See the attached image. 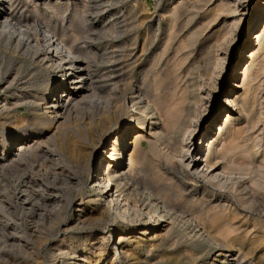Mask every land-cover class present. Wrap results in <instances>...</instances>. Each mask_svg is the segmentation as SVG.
<instances>
[{
  "label": "bare ground",
  "instance_id": "obj_1",
  "mask_svg": "<svg viewBox=\"0 0 264 264\" xmlns=\"http://www.w3.org/2000/svg\"><path fill=\"white\" fill-rule=\"evenodd\" d=\"M19 1L0 0V57L8 55L9 64L17 59L13 74L8 73L0 82V173L44 157L51 159L47 162L52 173L47 177L42 172L24 182L26 187L14 205L27 213L25 217L32 224L22 221L11 229L12 233L0 235V264H41L44 257L49 258L50 264H170L161 257L156 263V259L152 261L149 246L167 245L178 219L213 247L209 248L211 256L207 262L204 260L205 264H242L241 260L251 256V240L242 235L246 230H239L246 229L251 220L231 204L214 207L195 200L196 193L188 187L194 177L233 191L237 185L247 183L251 186L248 190L237 188L238 200L242 202L248 195L256 194L253 186L264 189V164L253 161L257 144L250 139V132L258 125L254 120V90L263 74L264 28L261 33H254L252 41L250 32L258 27L242 29L250 19L247 27L255 19L264 23V0L216 4L208 12L205 25L176 46H172L176 41L174 33L167 32L165 39L170 46L165 43L162 48L174 49L176 61L171 64V59H164L170 67L166 72L162 69L164 74L160 71L151 76L157 70L151 66L136 82L131 70L118 77L106 73L97 80L93 76L92 56L76 44L80 31L76 23L86 22L77 12L72 15L77 19L71 25L73 31L66 33L58 30L60 26L51 17L61 11L59 5L33 2L31 16L27 17L22 16L25 6L19 9ZM207 1L196 0L189 6L196 8ZM181 17L182 13L178 18ZM216 24L221 27L212 36L198 39L200 30ZM242 34L247 39L242 50L254 42L257 50L247 56L250 63L238 87L242 95H233L232 100L229 95L223 107L227 114L236 112L248 130L234 129L235 118L229 117L220 124L216 117L200 131L211 90L223 73L236 37ZM136 43L130 56L141 61L147 50L142 47L136 57ZM243 51L237 54L239 60L244 58ZM193 53L197 56L195 62L185 68L188 55ZM100 59L102 68H106L112 56L107 53ZM20 75H24L23 82ZM231 76L227 82L234 80ZM235 88L225 83L219 89L233 93ZM22 104L29 107L26 118L16 113ZM128 112L131 115L126 117ZM143 139L148 144L146 151L139 146ZM33 184L34 200L26 195V189ZM137 191L144 197L140 202L135 197ZM84 192L93 195L83 198ZM9 194L4 192L2 204L10 208ZM56 204L60 205L57 210L42 213L48 205ZM64 213L71 214L65 217ZM251 223L255 228V222ZM15 224L3 221L0 230L7 232V227ZM132 227L140 228L139 232ZM107 229L106 238L103 234ZM135 233L142 238H136ZM176 240L168 247L178 246L180 242ZM51 241L53 245L47 248ZM214 247H219V251H214ZM182 248L175 251V264L199 263L197 253L201 250L197 244ZM43 252L47 255L42 256Z\"/></svg>",
  "mask_w": 264,
  "mask_h": 264
},
{
  "label": "rangeland",
  "instance_id": "obj_2",
  "mask_svg": "<svg viewBox=\"0 0 264 264\" xmlns=\"http://www.w3.org/2000/svg\"><path fill=\"white\" fill-rule=\"evenodd\" d=\"M226 1L227 0H223V1L222 0H211V2H210L208 0L206 3H202V4H200V6L196 7L197 8L196 9V8H192L191 6H189L193 2L196 3V0H32V1L31 0H20L19 1L20 4H19L18 8L20 9V7L25 6V9L21 10V11H23L22 16H26V14H27V17H28V16H31V9H32L31 5L33 4V2H35V4H37V5L46 4V5H49L50 7L59 5L61 11L58 12V14L54 13L55 15L54 14L51 15V17H53V19H55V24L57 25V27L60 26V27H58V30H65L66 33H68L69 30L71 31L73 29V27L71 26L73 23V20H74L72 15L75 12H77L76 14H78L81 18L85 19L86 22L85 23H80V22L76 23V25L78 24V30H80V31L77 30L79 33L78 34L79 39L77 40L78 43H76V44H78L79 47L83 48L84 51L88 52L90 54V56H92V58L90 60V62H91L90 65H91V70H92L91 73L93 74V76L96 77V79H97L103 74L108 73V75H109V73H110L111 77H113V76L118 77L122 73L124 74V73H127L129 70H131L130 74L133 77V81L136 82L135 80H139L140 79L139 77L142 76L143 73H145L147 70H149V68L151 69V66L152 67L154 66L155 68L157 67L156 72L152 71V74H150L151 76L154 75L153 73L156 74V73H159L160 71H162L161 73L164 74L168 69H170L169 64L166 63L168 65V67L165 64L166 58H167V60L171 59L169 61V62L172 61L171 64H173V61L174 62L176 61L173 59L174 49L169 51L166 48L167 49V51H166V49L162 48L163 45H165V43H167L166 42L167 39H165V38H167L168 34L174 33L173 35H175L176 41H174L172 46H174L175 44L178 45L179 42L180 43L186 42L189 35L192 34V32L199 31V27L202 26V24L205 25V23L207 21L206 19L208 18L207 16L210 13V11L215 8L214 6H216V4L219 5L222 2H226ZM181 4H183L184 6L186 4L187 5L184 7ZM206 4H207V6H205ZM178 5L180 7H178ZM177 7L180 9H177ZM174 8H175V10H173ZM25 10H27V12ZM21 11L19 13H21ZM171 11L175 12V16H173L174 18L171 17L173 14V12H171ZM196 11H197V13H196ZM181 13H182V17L180 18L181 19V22H180L179 21L180 19L178 18V16L180 17ZM184 13H186L187 18H186V15ZM178 14H180V15H178ZM204 14H206V15H204ZM176 16H177V18H176ZM76 18H79V17L77 16ZM172 18H173V20H176V22L173 21ZM182 19H184V20H182ZM76 20L77 19H75L74 21H76ZM201 21H203V22H201ZM220 21L218 20L217 23L219 24ZM227 21H230V19H227ZM251 21H252V19L248 20L247 24H249ZM195 23H197V24H195ZM198 23L200 25H198ZM247 24L244 27H242V29L246 28V30L248 31V29H251L253 26L255 27V25H256V27H258V28L253 29L250 32L251 36H249V38L251 39L250 41H252V38H253L252 36L254 35V33L256 31L261 33L262 29L264 28V23H263V20H262V22L260 21V23H257V20L255 19L250 26L247 27ZM171 26H173L172 29L170 28ZM62 27H64V28L62 29ZM219 27H221V24H220V26L219 25L209 26V28H207V30L204 29L205 31L200 30V35L198 36V39L206 40L207 39L206 37L209 38L212 33L217 31L218 29H220ZM144 28H145V30H144ZM191 28H193V29L191 30ZM67 30H68V32H67ZM177 30L179 33L177 32ZM169 31H171V32L167 34V32H169ZM202 33H203V35H202ZM242 33H243V30H242ZM155 36L158 38H156ZM185 36H186V38H185ZM201 36L202 37L204 36L203 37L204 39H202ZM134 40H135V42H134ZM246 40L247 39L246 38L244 39L243 34L241 36L236 37V39L234 41L233 48L231 50L229 49L230 50L229 55H228L227 60L225 61L224 65H223V73H222L221 77H218L217 84H216L217 86L215 85L211 90L210 104L207 107L205 115L203 116V119H202L203 121H202L200 131L204 127H206L209 124V122L212 121V119H215L216 117H218L216 121H218L220 124L223 123L224 121H226L227 119L229 120V117L235 118L237 121L233 122V127L236 130L243 129L245 127L244 121L238 120L236 112H233V110H232L231 113L227 114L226 109L223 107V102L226 100V98H228L229 95L231 96L230 100H232L233 95L234 96L242 95V89L238 88V87L241 86L242 73H243L244 69L246 68V66H248L250 63V59L247 56H249L250 53H253L257 50V47L254 44L255 43L254 42L253 44H251V46L246 48V51H243L242 49L244 47ZM135 43H136V46H135L136 47V51H135L136 53L134 55L136 57L138 56V54L140 56L139 52L141 51L142 47H144L148 53V54L146 53V55L143 56V59H141V61L137 57V59L140 62L138 60L135 61L134 60L135 58L132 59V57L130 56V49L132 48V45H134ZM150 45H151V47H150ZM147 46H148V48H147ZM167 46L169 48L170 42L167 43ZM1 50H2V48H0V52H2ZM163 50H165V51H163ZM161 51H162V53H161ZM241 51H243V53H242L243 55L241 54V58H243V56H244V58L242 60H239L237 58V54H240ZM107 53L112 56V59H111L112 61L109 64H107L108 66L106 65L107 66L106 68H102L103 65H101L102 61H101L100 57H103L104 54H107ZM1 54L2 53H0V56H1ZM167 54L168 55L170 54L169 57L167 56ZM156 55L159 57H156ZM194 55H195V53H193L191 56L188 55L189 57L187 56L188 60H187L186 64L184 65L185 68H188L189 66H191L193 64V62H195L197 56L194 57ZM117 56L119 59L117 58ZM114 57H116V59H114ZM8 58H9L8 55L4 59L2 57H0V60H1L0 61V78H1L0 82L3 80L4 77L7 76L8 73L13 74L14 68L17 64V62H16L17 59H13V61L9 64ZM161 59H162V61H161ZM115 60H117V61H115ZM153 62H154V64H153ZM157 62H158V66H156ZM135 64H137V66ZM171 64H170V66H171ZM163 65L165 68L163 67ZM26 66H27V64L25 63L24 68H26ZM263 66L264 65H262V68H263L262 73L263 74H261L260 78L257 80V84L259 86L257 84H255L256 85L255 86L256 91L254 90V96L256 97V98H254L256 103L254 104V107H253L254 108L253 111H255L254 112L255 113L254 114V120H255V123L258 122V125H256V128L254 131L250 132V134L253 132L250 136V139L254 140L253 142L258 145V146L256 145V147L254 149L255 153H252L253 154V161L256 164H264V67ZM119 71H121V72H119ZM116 72H117V74H116ZM128 74H129V72H128ZM231 74H232L231 77H235V78H234V80L227 82L228 79H230ZM20 76L18 78L20 81H22L24 75H22L21 77ZM134 82L132 84H135ZM225 83H229L230 86H235V87L237 86V88H235L233 90V93H231V91L225 93L226 90L222 91V89H219L220 87L221 88L225 87ZM220 107H221V109H220ZM16 113L20 118H24V117L26 118L30 115L29 107H27V105L22 104L21 106L18 107V110L16 108ZM129 115H131V114L128 112L126 117H128ZM257 117L259 118L258 121H257ZM146 121L148 122V118L146 119ZM132 124H133V122H132ZM245 128H247V127H245ZM247 130H248V128H247ZM244 132L246 133L247 131H244ZM139 146H140L141 150H143V151H146L148 149V144L144 139L139 142ZM46 158H48V157H46ZM46 158L44 157V159L43 158L38 159V160H36V162L24 161L23 163H20L14 169L11 168V169H5V170L1 171L2 173H0V178H1L0 179V203L1 204L3 203L2 199L4 196L3 195L4 192L8 191L10 193L9 195H10V198L12 200V206H10V208H9L8 206H5V205L3 206L4 203L2 205L0 204V212H1L0 213V225H1V223H3V221L9 222L10 224L12 222L16 223V224L8 226L7 232H5V231L3 232L2 230H0V235L1 234L5 235V233H12L11 229L13 227H17V225L19 227L20 224L22 223V221H25L26 224H32L28 218L26 219V217L28 216L27 213H25V212L22 213V210L16 209L14 203H16L18 197H20L22 195V193H21L22 188L24 189V186L26 187L24 182L25 181L27 182V180H29L30 177L33 178L36 175L41 176L42 174L43 175L46 174L47 177H51L50 174L52 173V170L50 169L51 167L48 165L51 159L48 158L49 159L48 160ZM47 161H49V162H47ZM44 163L46 165H44ZM99 171L101 174L102 169L99 168ZM190 180H191V182H189V185L191 187L190 188L188 187V189L190 191H194L193 193H196L195 197H193L195 200H197V199H198V201L201 200L200 202L205 201L206 203H210L214 207H216V206L222 207L221 205L231 204L233 206V209L239 211V213H242L243 215H247L248 219H250L251 222H255V228L252 227L253 223L249 222V225L246 226V229H245V227H243L244 229L239 230V232H241V233L243 230H246V232L244 231L245 233H242V235L250 238V240H251V243H250L251 244V256L245 260H241V262H242V264H264V189H261V188L258 189L257 187L253 186L252 189L256 190L255 191L256 194H254V196L252 195L253 197L251 195H248V197L250 196L251 198L246 197L248 199L245 198L242 202V201H240V199L238 200V198H239L238 193H239V190L245 191L251 187V186L248 187L249 184L247 185V183L246 184L242 183L240 185H237V188L239 190L236 188L237 190L235 189L233 191L231 188H220L215 183L214 184L208 183V182H206L203 179L198 178V177H194L193 179L190 178ZM48 183L51 185L52 184L51 180H48ZM28 187L31 189H26V191H28L26 193V195H28L27 197L29 199L31 198L32 200H34V184L31 186H28ZM55 187H57V186H55ZM88 187H90V186H88ZM41 189L39 190V192L41 191ZM258 190H260V191H258ZM260 194H262L263 196H261ZM92 195H93V193L84 192L83 198H86V197L92 196ZM60 196H64V194H60ZM135 197L139 202L144 198L142 196V194L140 193V191H137V194H135ZM56 206H57V204L52 205V207H51V205H48L47 208L42 210V213L43 214H49L50 212H53V210L55 211V210H57L58 207H60V205H58L57 207ZM4 210H6V211H4ZM18 210H20V211H18ZM70 214L64 213L65 217H69ZM112 214H111V216H113ZM4 215H5V217H4ZM25 215H26V217H25ZM72 218H70V219H72ZM117 220L118 219H116V221ZM233 221L238 222V219H235ZM174 226L175 227H173V230H172L174 232V234L172 233V236L169 238V242L167 243V245H166V243H164V244H161L157 247L149 246V247H151L149 249V250H151L150 251L151 253L149 254V256L152 259V261H154L156 259V261H155V263H156L159 260V258L161 257L162 259H165V261H169L170 264H175L176 262L174 260L175 259L174 254H175L176 249L179 247L182 248L185 246L189 247L190 245H192L194 243L195 245L197 244V246H199L198 250H201V252L197 253V254H200L198 256V260H199L198 262L199 263L198 262L197 263L198 264H205V261L207 262V260L211 256L209 248H210V250H212L213 247H211L210 245H207L208 243L203 242L202 236L197 234L196 231L192 230V228L189 225H187V226H185V224L183 225V223L179 219L177 221H175ZM235 226H237V225H235ZM132 229L134 230L135 228L132 227ZM139 230H140V228L135 229L134 232H139ZM108 233H109V229L105 230L103 235L106 236V238H107ZM246 233H248V235L250 237L248 235H246ZM179 234H180V236H179ZM196 234H197V236H196ZM232 234H234V233H232ZM181 235H182V237H181ZM135 236H136V238L137 237L140 239L142 238L141 234H138V233H135ZM176 238H177V240H176L177 243L180 242L179 245L175 246V247L174 246L168 247L169 244L171 243V241L176 239ZM52 245H53V241H51L50 243L47 244V246H49V247H47V246L46 247L50 248ZM219 249H220L219 247H214V251H219ZM43 251H45V250H43ZM44 254L45 253L43 252L42 256H44ZM46 255L47 254H45V256ZM65 258L66 257H64L63 259H65ZM123 259L124 258L122 257V261H123ZM49 261L50 260L47 257L41 258V264H50Z\"/></svg>",
  "mask_w": 264,
  "mask_h": 264
}]
</instances>
